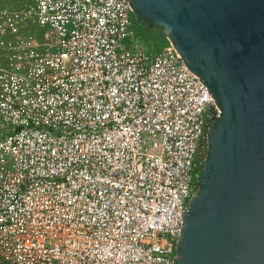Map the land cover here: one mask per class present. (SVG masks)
<instances>
[{
  "label": "built area",
  "instance_id": "obj_1",
  "mask_svg": "<svg viewBox=\"0 0 264 264\" xmlns=\"http://www.w3.org/2000/svg\"><path fill=\"white\" fill-rule=\"evenodd\" d=\"M218 113L130 0H0V264H173Z\"/></svg>",
  "mask_w": 264,
  "mask_h": 264
},
{
  "label": "water",
  "instance_id": "obj_2",
  "mask_svg": "<svg viewBox=\"0 0 264 264\" xmlns=\"http://www.w3.org/2000/svg\"><path fill=\"white\" fill-rule=\"evenodd\" d=\"M219 108L173 264H264V0H130Z\"/></svg>",
  "mask_w": 264,
  "mask_h": 264
},
{
  "label": "trees",
  "instance_id": "obj_3",
  "mask_svg": "<svg viewBox=\"0 0 264 264\" xmlns=\"http://www.w3.org/2000/svg\"><path fill=\"white\" fill-rule=\"evenodd\" d=\"M133 28L136 35L140 37L141 40H146L152 43L156 49L161 48L162 42H167L162 30L155 29L153 27H148L143 23L139 24L138 22L135 21L134 17H133Z\"/></svg>",
  "mask_w": 264,
  "mask_h": 264
},
{
  "label": "rangeland",
  "instance_id": "obj_4",
  "mask_svg": "<svg viewBox=\"0 0 264 264\" xmlns=\"http://www.w3.org/2000/svg\"><path fill=\"white\" fill-rule=\"evenodd\" d=\"M9 2H11V1H14V2H16V1H19V2H21V1H23V0H8ZM124 43H126V41L124 42ZM166 42H162L161 43V46L162 45H164ZM160 45V44H159ZM159 45H158V47H159Z\"/></svg>",
  "mask_w": 264,
  "mask_h": 264
},
{
  "label": "flooded vegetation",
  "instance_id": "obj_5",
  "mask_svg": "<svg viewBox=\"0 0 264 264\" xmlns=\"http://www.w3.org/2000/svg\"><path fill=\"white\" fill-rule=\"evenodd\" d=\"M140 23H143V22L141 21V22H139V24H140ZM143 24H144V23H143Z\"/></svg>",
  "mask_w": 264,
  "mask_h": 264
}]
</instances>
